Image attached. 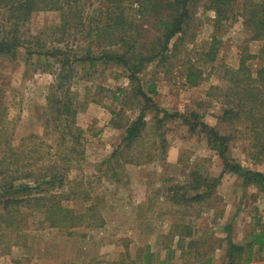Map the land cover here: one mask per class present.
<instances>
[{
    "label": "rangeland",
    "instance_id": "374dc122",
    "mask_svg": "<svg viewBox=\"0 0 264 264\" xmlns=\"http://www.w3.org/2000/svg\"><path fill=\"white\" fill-rule=\"evenodd\" d=\"M156 1L165 5L171 0ZM262 2L231 0L225 19L218 15L217 0L192 1L193 17L185 33L170 43L165 59L147 62L136 79L120 62L75 60L112 49L127 52L121 42L113 44L117 37L97 32L114 22L111 16L121 22L120 30L130 27L133 36L141 32L136 55L148 56L152 48L161 49L164 29L157 20L170 13L168 8L160 7V14L154 10L144 20L139 19V4L134 0H61V10L36 11L18 32L24 44L16 55L0 56V156L9 157L0 163V264H136L147 245L162 260L168 240L178 247V239H168L176 223L193 226L197 241L193 248L188 244L186 259L177 264H195L197 252H210L215 259L212 264H231L230 242L243 244L252 231L264 229V192L246 185L237 174L225 173L215 194L204 203L174 205L170 189L189 186L193 171L195 176L223 175L224 162L209 147L206 136L191 134L181 119L173 120L164 128L166 154L151 161L139 159L150 143L146 140L150 131L128 151V162L112 155L121 150L126 124L140 113L129 100L122 107L121 91L132 93L141 83L147 84L146 89L152 82L157 85L153 98L159 108L187 115L197 111L211 127L233 130L230 122L219 119L223 114L219 86L225 85V68L238 67L244 52L258 55L249 61L254 69L264 67V38L254 39L246 25L247 10ZM72 15L75 19L67 25ZM6 19L1 13L0 31L11 29ZM213 46L219 49L217 59L208 63L204 53ZM55 48L63 51L58 57L52 54ZM67 57L74 60V68L65 87L73 93L78 129L72 126L65 143L62 123L50 108V95L59 83L61 61ZM191 64L203 72L200 86L186 83ZM115 95L121 100H115ZM154 115L151 110L147 119L152 122ZM249 149L250 140L239 136L231 156L245 168L264 173V159L254 163ZM135 165H146L150 171L139 173ZM53 169L66 176L65 185L53 189L42 184L37 193L36 179ZM18 177L17 184H29L33 191L3 195L10 180ZM53 194L60 195L57 199L63 206L86 214L85 223L52 227L43 204ZM8 199L26 202L5 204ZM91 205L97 206V223L90 217ZM252 264H264V251L254 255Z\"/></svg>",
    "mask_w": 264,
    "mask_h": 264
},
{
    "label": "trees",
    "instance_id": "16d2710c",
    "mask_svg": "<svg viewBox=\"0 0 264 264\" xmlns=\"http://www.w3.org/2000/svg\"><path fill=\"white\" fill-rule=\"evenodd\" d=\"M123 1V0H121ZM138 2V14L139 19L144 20V17L148 16V13L154 12L160 14L161 10L168 8L169 14L165 17H159L157 20L160 29L163 28V38H160L161 49L152 48L151 54L146 56L139 53L136 55L137 44L140 43L142 34L139 30L136 36L130 33L129 28L123 27L121 30L118 25L121 22L116 21L115 17L111 16L110 19L114 21L104 27L103 30L97 31L99 35L106 34L111 39L118 38L117 43L123 44L127 52L119 54L117 50H106L101 56H88L81 57L75 60V62L90 61L96 63L98 61H104L105 63H117L124 64L130 71L131 77L137 78V75L143 70L147 62H152L160 57L165 59V53L169 51L170 43L179 36L184 34L186 26L189 24L193 17V12L190 11L189 4L194 0H171L167 4L158 2L156 0H134ZM219 2V8L217 9L218 15L227 19L229 9H226L230 5L231 0H217ZM72 7V6H71ZM161 7V10L159 9ZM61 0H0V14L7 15L6 21L12 24L10 30L5 28L0 31V56L16 55L18 49L22 47L24 42L18 36L20 28H22L26 22L30 20L32 15L39 10H61ZM72 9L70 10V12ZM69 12V13H70ZM246 25L253 33L254 39L264 38V2L258 4H252V7L247 10ZM74 16L66 23L69 25L72 22ZM136 18V17H135ZM75 19V18H74ZM120 21V20H119ZM123 22V20H122ZM132 27V25H131ZM135 28H137L135 26ZM128 36H126L127 34ZM112 41V40H111ZM264 51V49H263ZM60 52H63L61 48H55L52 51L53 56L58 57ZM219 49L216 46L210 48L204 53V58L208 63H214L217 59ZM91 54V53H89ZM133 55H136L135 57ZM164 55V56H163ZM258 58V55L244 52L241 56L238 67L225 68L223 80L224 86H219V101L222 104L223 114L220 116L221 121H228L232 124L233 130L228 132H222L216 127H211L204 120L202 115L197 111H191L190 115L182 112H171L168 109L159 108L156 104L153 95L158 93L157 85L151 83L149 90L146 89L145 84H139L132 93L121 91L124 95L122 100V107L127 104L126 101L132 105H135L137 109H140V113L131 122L126 124V134L122 140L121 150L115 152L112 157L122 159L128 162V151L132 150L135 145H139V142L144 141L146 135L151 132L149 136L150 143L145 147L144 154L142 153L139 159L143 157L148 158L150 161L155 160L157 156L166 154L167 149V136L164 128L173 120H182L183 125L189 128L191 134L204 135L208 139V145L211 149L215 150L219 157L224 162L223 175L218 178H211L209 176L196 175V172L191 173L192 181L189 186L178 185L173 186L170 191H173L172 202L174 205L179 206L181 203L185 204H202L211 198L215 194V189L220 184L221 179L225 173H234L244 179L246 185H254L264 192V173L261 171L245 168L237 159L231 156L233 143L239 139V136H245L250 140L249 155L254 163H259L264 159V67L254 69L249 63L250 60ZM62 69L59 74V83L55 85V91L50 95V108L51 111L56 113L57 118L61 121L63 127V142L66 143L68 135L72 132V126L76 127L75 115V102L73 93L70 88H66L67 81L71 78V74L74 68V60H70L67 57L62 60ZM187 72V85L197 87L201 85L203 80V72L195 64H191L186 70ZM119 95H115V100H121ZM134 107V108H135ZM155 111L153 121L147 119V115L150 111ZM114 114H116L114 112ZM63 118V121L61 120ZM153 124V125H151ZM238 127V128H237ZM78 129V128H77ZM149 129V130H148ZM148 134H147V133ZM80 137L74 138L76 144L80 143ZM161 139V143L158 141ZM140 143V144H141ZM159 146V147H158ZM72 149H75L74 147ZM137 150V149H136ZM143 151V150H142ZM162 151V152H160ZM71 152L75 153L74 150ZM160 152V153H159ZM83 154V153H82ZM127 156V157H126ZM9 157L0 156V163L7 162ZM127 158V160H126ZM133 162V161H131ZM36 162L29 164L33 166ZM136 164H141L140 160L136 161ZM52 171V170H51ZM62 171L56 169L48 174L36 179V190L40 192L42 184L51 186L53 189L56 186H64L66 176L61 173ZM4 175V173H3ZM18 178L10 180L9 187L3 190V195H14L19 193H31L34 187L29 184H17ZM189 190H193L192 194H187ZM184 190V192H180ZM45 192L46 190H42ZM59 194H53L49 199H45L43 204L47 219L50 221L52 227L63 226H79L85 223L86 214H79L75 209L65 207L61 204V201L57 198ZM40 200V199H39ZM25 199H8L5 204L12 203H25ZM97 206L91 205L89 210L93 211L91 218L94 219V223L99 221L96 213ZM92 225V223H89ZM195 237V230L193 226L189 224L176 223L173 225V230L169 234L168 239L171 241L178 239V247L174 248L169 240L165 243L164 248L167 251L166 258L162 260L156 259V253L152 251V246L147 245L145 252L136 261V264H177L179 261L186 259V248L188 244L194 247L197 243ZM258 248V250H257ZM180 249V251L178 250ZM264 250V229L254 230L251 232L250 237L243 244L230 242V249L228 254L231 257V264H252L254 255L259 251ZM191 253V252H190ZM194 255V254H193ZM195 264H212L214 262L213 255L210 252L196 253ZM179 260V261H178ZM135 263V262H134ZM193 262H189L192 264Z\"/></svg>",
    "mask_w": 264,
    "mask_h": 264
},
{
    "label": "crops",
    "instance_id": "0c3cea01",
    "mask_svg": "<svg viewBox=\"0 0 264 264\" xmlns=\"http://www.w3.org/2000/svg\"><path fill=\"white\" fill-rule=\"evenodd\" d=\"M137 172H139V173H143V172H147V171H150V169H149V167L148 166H142V165H139V166H136L135 165V168H134ZM137 179H139V180H143L144 179V177H141V176H139ZM257 250H258V248H257ZM264 251V250H263Z\"/></svg>",
    "mask_w": 264,
    "mask_h": 264
}]
</instances>
